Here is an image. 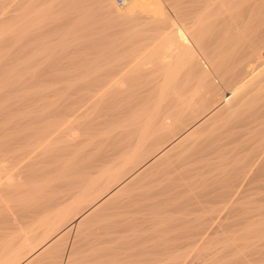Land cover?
Segmentation results:
<instances>
[{
  "label": "bare ground",
  "instance_id": "1",
  "mask_svg": "<svg viewBox=\"0 0 264 264\" xmlns=\"http://www.w3.org/2000/svg\"><path fill=\"white\" fill-rule=\"evenodd\" d=\"M88 1L90 0H57L55 5L57 4L58 7L63 9L61 15L59 13V16H60L59 18L62 17L63 19L67 20L68 23H70L71 25V26L69 25L67 26L69 27H72V25L74 26L75 25L74 23L77 22L78 18H80L79 13L77 14V12L78 11L80 12V10L82 9L81 10L82 13H80V15H84V13L86 12L83 11V9L86 8L85 5L86 3H88ZM92 1H94V3L97 4L95 9L96 10L98 9L102 13V16H103L102 18H104L106 22L107 21L109 23L112 22L113 23V24L111 23L112 28L114 27L113 25H115V31H118V29H116L118 28V26H120V29L122 28L123 30H126V31H123L127 33L125 37L128 36L130 38H124V39H127L129 41L131 40V38L134 37L135 39L139 38L140 40H144L145 43L142 44L137 49H133L127 53L124 52L125 53L124 55H122L121 52L123 50L121 49L125 48V47H122L125 44L122 46L120 45L122 47L120 49V54L122 56L117 55L116 58L115 56H113L114 59L113 57L110 58L111 56L110 57L108 56L109 57L108 59L109 60L111 59L112 61L111 60L109 61L108 59H107L108 61L106 60L107 56L103 52V49L102 51H100V53L102 52L101 54L98 53L99 50L97 51L98 54L96 55H94L93 53H90L93 55V58H92V55H91V58L90 56L87 57L89 58L90 62H88L87 59L83 57L85 59L83 63L87 61L88 64L94 63L93 61L95 59L94 58L95 56H97L96 58H98V55H101L102 57L101 56L99 57H101L102 59L99 58V63L97 59V62H95L97 64L95 63L93 65L90 64V66H92L91 68L86 63L85 69L86 70L89 69L88 70L89 73H87L88 71L87 72L84 71V73L87 75L83 77L84 80L83 78L81 79L82 82L78 80L80 82L79 83L77 82V80H75L77 84L79 83L77 87L79 86L78 90L80 91V93H81V89H83L86 92L81 93L83 94L81 96L79 95L80 94L79 91H78L79 94H77V92L75 91V93L81 97L78 98V100H75V102L73 103L74 104L73 107L71 106L72 108H70L69 104L66 103V105L69 106L68 108H70L68 110L65 107L66 105L64 104V107L66 108L67 113L66 111L60 112L66 115L65 116L63 114V116L65 117L62 116V118H66L68 117V115H70V116H73L71 120L72 119L74 120L75 117H77L78 115L80 116L81 114L86 112V110H89V108H90V112L94 111L93 109L95 107L93 106L94 107L93 108L91 107V105H93V103L95 104L96 102H98L99 106L101 103H103L102 105L104 106L103 107L104 109L99 110L100 107L98 109L95 108V111H96L95 117L94 118L91 117L92 119L85 121V122L84 121L79 122L81 124H79L75 120L76 123L74 122L75 124L74 123L73 124L77 126L76 124L78 123L79 127L77 126V128H79L80 132H82L81 135H83L84 133L86 135L90 134L89 137H85L86 135L84 134L83 138H79L80 136H79L78 131L77 133L71 132L72 130L74 131V129L70 131L71 132L69 133L70 135L67 133L68 136L66 140H69L70 144L68 143H67L68 145L64 144L65 146L61 148L64 149L65 147H68L66 149H69L70 152L72 153H70L68 150L67 152L69 154L68 156H66V158L67 157L68 158L64 161V163L62 164L60 163L59 165L60 168L59 167L55 168L57 170L56 172L57 174L55 173V176L53 175L54 177L51 176L52 178H50V176L48 177V179L46 178L47 181L42 185L40 184L41 186L35 192H33L32 198H29V199L26 198L24 200L25 202L22 205H20V207H18L20 210L18 208L15 209V210L17 209L19 210V211L17 210V212H19L18 221L20 223H22V221L23 222L27 221V223H30L29 225L30 231H28V233L29 232L33 233V235L39 233V235H37L38 237L36 238L37 240L35 239V241H38V238L39 237L40 238H39L38 243L36 244L34 240L29 241L31 240V237L30 239L26 238V234L24 236L22 235L23 237L20 235L22 238L19 239L17 243L13 244L14 245L13 247L15 250L13 249L14 250L12 251L13 253L10 250L8 255L6 254L7 256H9V258L8 259L6 258L7 260L4 259L5 260L4 263L10 264L11 262V264H15L18 261L19 257L24 258V256L23 255L21 256V254H22V251H25V250H26L25 257L28 258L27 256L31 254V251L34 249L35 244L36 246L42 242L44 246L55 244V241L56 239H58V237L55 236L56 239L54 237L49 238L51 236V233L53 234L54 232H56V230L58 231V229L62 228L63 224L66 223L67 217L69 219V216L73 215L72 214L73 210H75V213H74L75 215L73 216H76V218L78 217L77 222H78V226L80 227L82 226V224L84 225V222L86 221L88 222L87 219H89L93 214H94L93 216H96L95 214L98 212H100L99 215L102 213L104 215L106 214L108 219L107 217H102V215H100L102 218L107 219V221L104 224L102 223L103 225L98 223L97 220L93 221V222L96 221V223H98L97 225L98 229L101 228L98 233L99 236L97 235L98 229L95 228L97 230L95 231L94 229L93 230L90 229L92 227H90L88 230L95 231L92 233L90 232L93 235L89 234V232L86 233V231L84 233L88 234L89 236L91 235L90 237H87L88 239L89 238L94 239L95 238L94 235L98 236L96 237L98 239V240L96 239L97 242L103 241L104 238H105L104 241H107L106 238H108L109 236H107L106 234L112 235L111 237L114 236L112 238L114 240V238L117 237L116 236L117 234L119 236L121 235L120 237H122L123 234H120L121 232L126 233V231L128 232V230L132 232L131 229H133L134 227L133 225L136 222L141 223V221L142 222L146 221L147 225L150 223V219H152L154 222V219L158 217L160 218L161 215L166 213V210H168L166 207H168L171 210V206H175L179 200L178 198L179 197L181 198L182 195H183L182 197L183 200L182 199L180 200H182L183 202L184 201L186 202V199H185L186 196H184L185 195L184 193H186L187 190H189L190 188L196 185H197L196 187L198 188L194 187V190H191V189L189 190V193L191 191H195V189L196 191H198L195 193L193 192V195H191L193 199L191 200L189 196H187L188 198L187 197L186 198L189 199L190 202L194 200L193 201L194 204L200 198L199 201L200 202L202 201L201 203L197 202L195 205L193 204L195 207L199 203L200 207L196 208L197 207L196 206L194 208V207H191L193 205H190V207L187 209L183 208L184 212L182 213V215L178 217H175L176 215H173V214L172 215L170 214L171 216L168 215L170 216V218H168L170 221L172 219L175 220V226L168 225L169 226L168 227L166 223H165V226H167L168 228L165 227L164 229V226H163V229L165 231L167 229L172 231L171 229L172 227H174L173 229L177 230V232H175L176 230L174 232L180 236L179 237L177 236V234L173 233L177 237H175L174 235L170 236V238L173 236L175 237L171 239L172 241L170 240V238L169 239L167 238L168 240H170L168 241V242H171L170 244L169 243L167 245L164 244L165 242H167V239L165 240V242H163L164 247H167L169 245L168 247H170V249L168 250L171 251L172 250L171 247H173L174 248L173 252H175V254L172 252L174 254L173 256H169L168 254H167L168 257L162 256L164 252L160 254L161 250L159 249L158 251L160 252L158 251L157 252L162 257H167V258H161V256L160 257L158 255L155 256L154 254L150 256L148 251L147 252L145 251L146 252L145 254L144 252L145 249L143 248L144 253L142 252L141 256L144 258L142 260L141 259L139 260V258H137V255L138 256L140 255L139 253H137V255H134L133 253H132L133 255L131 254L132 256H135L137 258V261L139 260V263L137 264H184L185 259L183 258L185 257L182 255L183 252H181L180 250L179 251L180 253H179L177 250H179L183 245H187L188 247L191 245L192 246V247L190 246L191 248L195 247V249H198L199 247L198 244L200 243V242L198 243V238L200 236V240H201V235H203L202 233L199 235V231H200L199 228L201 227H204L208 232H212V233L227 232L229 235V232H230L232 233L230 234L231 237L232 235L234 236L236 234H238L239 236V233H240V236L248 237V234L250 235L252 232L254 233L258 231L261 225L260 226L258 225L259 227L254 225L256 226L254 228L253 224L252 225L249 224L250 222L249 221L248 222L249 227L252 226L253 228L250 229L252 230L251 233L248 232L249 227L247 225V221H248L249 216L247 212L249 208L245 205L247 202L243 200L245 202L244 206L243 205L240 206L238 205V203L243 202L242 199H244L245 197H248L246 194L247 193L246 191H249L248 189L250 187L264 185V145H261V147L258 148V145H259L258 144L256 146L257 148L255 151H253V147H252L253 145H252L251 146L252 148L250 147V149L248 148L246 150L247 153L242 151L243 149L245 151L246 145L244 147H242L243 145L241 146V141L243 139V136L244 134L246 135L245 133L246 131L244 130L242 132L241 129L243 130V128H245L244 127L245 125L246 127L248 126L246 123H249V122L252 123V121L256 122L257 119L259 120V118L264 115V96L263 97L260 96L262 97L260 98L261 100L260 103L256 102L258 101V96L257 97L255 96L257 98L255 102L253 101V99L255 98H253L254 96H252L254 95L252 94L254 92H256V95H257L258 91H259V94L261 95L262 93H260V91L264 90V0H130L122 9H120L115 4L114 0H92ZM1 12L4 13L3 11ZM42 12L43 10L41 11V13ZM93 13L94 11L92 10V12L90 13L91 15L89 14L88 16L92 17L94 15ZM42 14L45 15L47 13L44 12ZM57 18H58V15H57ZM29 19L28 20L31 21V18ZM98 20L97 22H99ZM55 23H58V22L56 21ZM80 23H82V21ZM141 23L142 24L146 23L147 26L140 30L138 29V31L136 32L135 29L138 28ZM64 24H67V23H64ZM82 24H85V23H82ZM92 24L94 23L92 22ZM55 25L56 24L52 26L54 28L60 27V25L59 26H55ZM69 27H66V28L68 29ZM75 28L77 29L78 27H75ZM90 28H87L89 29L88 31H91ZM50 29L52 30V28ZM83 29L85 28H82V31H84ZM87 29H85V31ZM82 31H79V32H82ZM34 33H36L37 35V32H34ZM123 35H122V38H123ZM212 36H213V41L211 40ZM21 37L24 38V35ZM34 37H37V36L34 35ZM66 37L67 36H65V39ZM85 37L83 38L85 39ZM90 37H91V34H90ZM103 37L104 36H102L101 38ZM112 37L113 39H115L114 36ZM78 38H76V40H78ZM30 39L32 40L33 38H30ZM86 39H89V37H87ZM139 39L135 41L136 42L138 41L139 43L140 42ZM85 41L86 40H84V42ZM114 41L116 40H113V42ZM135 41L133 40V42ZM23 42H24V39H23ZM136 42L134 44H136ZM141 42L143 43V41ZM120 43H123V42L121 41ZM62 44L63 46L65 45L64 43ZM126 44H127V41H126ZM117 45H119L118 42H117ZM18 47H19V43H18ZM62 48H65V47H62ZM62 48L60 49L63 50ZM105 48H104V51L107 50ZM21 49L22 48H20L19 50ZM22 50H25V49L23 48ZM43 50L45 49H42V51ZM111 50L114 53V49H111ZM47 51L49 50L47 49ZM76 51L78 52V49ZM95 51L93 50V52ZM24 52H27V51H24ZM52 52L54 53L53 49H52ZM84 54L86 53L84 52ZM84 56H87V55H84ZM45 58L46 57H44V59ZM68 59L70 58L68 57ZM67 60L66 62L70 63ZM72 60L73 59H71V61ZM75 60H77V58ZM253 66L255 68L258 67L257 69H259V70H255L252 72V73H255L257 71L255 74L251 75V77H249L247 81H244V83H241L238 86H236L235 84V88L230 87L231 89L230 88L229 90L227 89V91L223 95H220V92L222 90H220L219 92V89H221L222 87H220L221 85L219 86V84L229 83L228 85H232L230 84L232 83L230 81L233 78H236V76L241 74V72L246 71V69L248 68L251 70V67ZM74 69L75 68H73V70ZM154 70L159 71L160 72L159 75ZM153 71L155 74H157V75L154 74L155 77L156 76L158 77H157V81L154 80L155 84L154 82H152L154 85L151 86L150 85L151 77L149 76L148 80L146 78H148L149 74L153 75ZM69 73L71 72L69 71ZM134 73H135V76L137 75L136 77H138V79L140 78L139 79L140 82L137 83L139 84V87L140 88L145 87V88L142 91L139 90L138 89L139 87L136 86L137 84H134L135 83L134 82L132 83V85H135L138 91L135 92L136 89L135 90L131 89V91L133 90L135 92V93H131L129 89L130 93L128 92L125 94V91L128 88H130L129 83L132 82V81L130 82V80L133 79L132 76H134L133 75ZM42 75H45V74H41V76ZM77 75L78 74H76V77ZM130 75H132L131 76L132 78H129L130 80L128 83L127 78ZM241 77H238V78H241ZM151 79H153V77ZM69 80H68V83H69ZM238 80H240L241 82V79H238ZM133 81L135 80L133 79ZM127 83L129 85H127ZM75 85L76 84H74L73 87H75ZM132 88H134V86ZM69 94L71 93L69 92ZM72 96L74 98V94L73 95L71 94V98ZM241 105L243 107H245L244 105H246V107L242 108ZM247 106H248L247 112H243V110L246 109ZM238 107L242 109L241 111L242 113L236 112L238 111ZM64 110L65 109L62 108V111ZM60 113L59 114L57 113L56 115L61 116ZM260 120L262 119L260 118ZM64 121L66 122V120ZM71 123L72 121L70 122L69 120L68 124L71 125ZM256 124L254 125L255 129L257 128L256 126L261 124V122L258 123V125ZM74 125H71V126H74ZM215 125H217L218 127L219 126L222 127V125H224L225 127L221 129H219L220 128L219 127L218 129L215 130L214 129ZM262 125L264 124H261L260 126ZM247 128H251V127L248 126ZM262 129L264 130V127ZM51 132L49 133L51 134ZM247 132L251 133L248 130ZM49 133L47 132V134ZM54 134H52L53 139H56V141L59 140L57 137L59 136L57 132H55ZM60 134H62L60 136H63L62 132ZM46 137L48 136H44L43 139H45ZM244 137L246 140L249 138V137L246 138L247 136H244ZM51 142L53 144V141ZM262 143H264V140ZM71 145L74 147L73 151L72 149H70L72 147ZM3 146L4 145H2L1 148H3ZM50 147L52 146L46 147V149H49ZM5 148L8 149L7 147ZM5 148H4V151L6 150ZM58 148L59 146L54 147V149L52 148L51 150L49 149L50 151L49 156L55 157L57 155L56 150ZM249 150L251 152H249ZM241 151L242 153H245V154H239V152ZM0 152H1L0 153L1 155L4 153L3 151H0ZM37 154H39V151ZM144 155L145 156L147 155V157L149 156V158L146 161L144 159L145 162H143L142 161L143 159L141 158V157L144 158ZM2 157L0 159H2ZM35 157L38 158V156H35ZM49 159H53V158L49 157ZM4 161H6V159H4ZM30 161L31 163L33 162V160H30ZM13 163H15V158H14ZM26 164H29V163H26ZM13 165L15 166V164H12V166ZM39 165L40 164H38V166ZM3 168L1 170H3ZM17 168H20V167L18 166ZM15 170L17 171L18 169L15 168ZM27 171H29V169ZM8 173H9V169H8ZM18 174L16 173V175ZM10 176L12 175L10 174L9 177ZM140 180H141V184H139L140 182L138 183V181ZM3 181H6V180H3ZM44 181L45 180H43V182ZM3 183L2 185L3 186L5 185L6 187V183H8V181L5 184ZM136 183L140 185L138 188L141 187L140 189L141 191H139V189H136L138 191H135V192L129 191L128 194L123 195V192H126L125 190L129 189V187L131 186H134V184ZM142 184L143 186L146 185V188L147 187L148 188L145 190H142L143 188H145V187L142 188ZM149 184H150V187L147 186ZM198 185L199 186L202 185V188L200 189H203V190H200ZM10 186H11V183H10ZM18 187H19V183H18ZM1 188H3L2 186L0 187V190L4 189L6 191V188H3V189ZM257 188L260 189V187H257ZM4 190L0 192V198L2 199V197H4L3 200L0 199L1 202L4 201V199L6 200L5 198L6 192ZM10 190L8 191L10 192ZM19 190L21 189H18V191ZM196 193H199L197 195L199 198L196 195H194ZM18 194L14 193L13 195L15 196ZM10 195L11 193L8 196L10 197ZM253 195L254 194H252V196ZM196 197L198 198V200L196 199ZM256 198L258 197L256 196ZM254 200L256 201V199H253V202ZM181 202H179L178 204H180ZM81 203L85 204V205L83 204L84 206L82 208L79 207ZM168 204L169 206H167ZM235 204H237L239 207ZM256 206H258V204H256ZM181 207L183 206L181 205ZM254 209L255 208H253V210ZM261 209L263 210V208ZM76 210L78 211L83 210V212L82 213L80 212L81 214L77 212L78 214H80L78 215L76 213ZM13 211L14 210H12L11 214H14ZM171 211L173 213V210ZM13 216L14 218H17L15 215ZM8 217H6V220ZM252 217H253V214H252ZM259 218H260V215H259ZM260 219H262V217ZM9 220H10L9 223L14 222L12 219H9ZM2 221L1 223L4 224ZM15 223L17 222L15 221ZM92 223L90 224L92 225ZM143 223L145 224V222ZM99 224H100V227H99ZM151 224H153L152 221H151ZM19 225L20 224H18V226ZM25 225H23L22 227H25ZM140 225L136 223L135 227L138 228ZM142 226H140L141 230L146 227L144 226V228H142ZM246 226L248 228H246ZM27 227L28 225H26V228ZM148 227H146V229ZM70 228H71V225H68L66 226V228H64L65 231L64 230L63 231L67 232L70 230ZM158 228L160 229L161 227H158ZM245 228L247 232L242 233V231H246L244 230ZM80 229H79V233L77 234H79V236L82 237V235H85V234H82L83 233L81 232L82 229L81 230ZM22 230L23 229L21 230L19 229V231L21 232ZM85 230H87V228ZM206 230H204L203 233ZM63 231L61 230L60 232L64 233ZM83 231H84V228H83ZM178 231L180 232L178 233ZM134 232L135 231L133 230V233ZM8 233L6 235H8ZM80 233L82 235H80ZM129 233H127V235H129ZM100 234L101 236L104 235L103 236L104 238L100 239L101 238ZM183 238H186V239L188 238L189 240L186 241V240H183ZM224 238H227V237L225 236ZM16 239L14 240L16 241ZM52 239L53 241H51ZM62 239H64V237ZM88 239H85V240L89 242ZM11 240L12 239H10V242ZM77 240L78 238L73 240L72 246L70 245V248H68L69 251L65 253V258H64L65 263L63 264H72L73 261L75 263V259H72V263L70 261V258L73 256L72 251H74V249L76 248L75 245L80 244L81 241L83 244H85L83 239L79 240L80 241V242L78 241L79 243L77 242ZM220 240L226 241V239H220ZM220 240H219L220 245L221 244L223 245V243ZM227 240H228L227 243H224L225 246L226 244L232 242L233 239L232 240L227 239ZM65 241L66 240L61 241V242H65ZM117 241L121 242L118 239H116V242ZM142 241H145V240L141 239L140 241L141 244L143 245ZM31 242L32 244L33 242L35 243L34 247H31L32 246ZM76 242L77 244L74 245V243ZM88 242H86L87 245L85 244L83 246L82 244L83 248L86 247V249H88V246L91 245L90 243H93V244L96 243V241H94L95 243L93 241L90 243ZM125 242L123 244L125 246V249L129 248L130 244H128L127 242V244L125 245ZM56 243H59V241L58 242L56 241ZM219 243L216 245L220 246ZM10 244H12V242ZM16 244L17 246L21 245L20 247H17V248H21L19 249L21 252L16 249ZM133 244L134 243L132 242L131 246ZM201 244L203 245L202 242L200 243V245ZM142 245L141 247H143ZM202 245L201 247L203 246L205 247V245L203 246ZM222 245L220 246V249H222ZM22 246H25L26 249L24 250V247H23V250H22ZM108 246L109 244L107 245V247ZM10 247H7V248L9 249ZM94 247L97 248L95 245H93V247L91 245V247L87 250V252L89 251L90 253L91 252L93 253L92 251L93 249L91 250V248H94ZM100 247L103 248L102 250H104L105 248V246L104 247L100 246ZM137 247L139 248V250L140 249L142 250V248H140L139 246H136L134 248L137 249ZM144 247H146V245ZM155 247H156V244H155ZM72 248L73 250H71ZM57 250L58 249H56V251ZM99 250L100 249H98V252ZM127 250L131 251L132 249L129 248ZM215 250H218V249H215ZM152 251L153 250H151V253H155L154 251L153 252ZM162 251H164V249ZM18 252H20V254H18ZM58 252H61V250ZM94 252H97V250ZM157 252L155 254H157ZM210 252L211 250L207 254H209ZM81 253L82 252L78 254H81ZM123 253H124V256L127 255V254L125 255V252ZM37 254L39 253L37 252ZM62 254H64V251ZM191 254L193 255L192 252ZM18 255L19 257H17ZM196 255L201 256L200 253H197ZM81 256L84 258L82 254ZM104 256H107V255H102V257ZM33 257L32 258L30 257V258L33 259ZM48 257L50 258V256ZM82 257L77 258V260ZM15 258L17 259V261ZM190 258H191L190 260H192V256ZM40 259H38L37 262H39ZM131 261L132 263L129 262L127 264L135 263L133 260ZM4 263L2 262V264ZM190 263L192 262L190 261Z\"/></svg>",
  "mask_w": 264,
  "mask_h": 264
},
{
  "label": "rangeland",
  "instance_id": "2",
  "mask_svg": "<svg viewBox=\"0 0 264 264\" xmlns=\"http://www.w3.org/2000/svg\"><path fill=\"white\" fill-rule=\"evenodd\" d=\"M56 1L57 0H0V143H2V144H0L1 146L2 145H4L3 146V148H1V146H0V151H3L4 153L1 155L0 154V156L2 157V159H0V170L3 168V167H5V168H3V170L5 171L6 169V171L4 172L3 170H1L0 171V187L2 186L3 188H6V191L3 189V188H1V189H3L5 192V198H6V200L4 199V201H5V203H4V201H0V264H2V262L4 263V259H8L9 258V256H7L8 255V253H9V251L11 250V252L12 251H14L15 249H14V245L13 244H15V243H17L18 241H19V239H21L25 234H26V238H28V239H30V237H31V240H29V241H32V240H34V242L37 244L38 243V241H39V238H38V241H35V239L38 237L37 235H39V233L38 234H34L33 235V233H28V231H30V223H27V221L26 222H23L22 221V223H20L19 221H18V213L19 212H17V210L19 209L18 207H20V205H22L25 201V199L27 198V199H29V198H32V196H33V192H35L42 184H44L47 180H46V178L48 179V177L50 176V178H52V177H54L55 176V173L57 172V170L55 169V168H57V167H59L60 168V163L62 164V163H64V161L68 158H66V156H68V150L69 149H66V148H68V147H65L64 149H62L63 148V146H65L64 144H70V142H69V140H66V138H67V136H68V134L69 133H71V132H76L77 133V131L79 132V138H83L84 137V134L83 135H81L82 134V132H80V130H79V128H77V126H78V123L79 122H85V121H88V120H90V119H92V118H94L95 117V115H96V111H95V108L96 109H98L99 107L101 108H99V110H103L104 108V106L102 105L103 103H101L100 104V106H99V104H98V102H96L95 104L93 103V105H91V107H93L92 109L95 111H91L90 112V108H89V110H86V112H84L83 114H81L80 116L78 115H76L77 117H75V119L73 120H71V118H73V116H70V115H68V117H66V118H68V119H66V118H62V116H63V114L64 113H60V112H65L66 111V108H67V110L68 109H70V108H72L73 107V103L75 102V100H78V98H80L83 94H81V93H85L86 91H84L83 89H81V93H80V91L78 90L79 89V86L77 87V85H79V83L80 82H82V78L83 77H85L87 74H85L84 73V71L85 72H87L88 70H86L85 69V65H86V63H87V61L88 62H90L89 61V58H87L88 56H90V58H91V55L92 54H90V53H93L94 55H96V54H98V53H100V51H102V49H103V52L106 54V60L110 57V58H112L113 56H115V58H116V56L118 55V56H122V55H124L125 53H127V52H130L131 50H133V49H137L138 47H140L142 44H144L145 42H144V40H140L139 38H131V40H127V39H124V38H130V37H125L126 35H127V33L126 32H123V31H126V30H123L122 28L120 29V26H118V28H116V29H118V31H115V25H113L114 27L112 28V24L111 23H109L108 21L106 22L105 21V19L104 18H102L103 16H102V13L97 9H95L96 8V5L97 4H95L94 3V1H92V0H90V1H88V3H86V5H85V9H83V11H85L86 13H84V15H80V13H82L81 12V10H80V12L78 11L77 12V14L79 13V16H80V18H78L77 19V22L76 23H74L75 25H77V26H73L72 25V27H73V29H72V27H69V26H71L70 25V23H68V21L67 20H65V19H63L62 17L61 18H59L60 16H59V13H60V15H61V13H62V11H63V9L62 8H60V7H58L57 6V4L55 5V3H56ZM48 2V3H47ZM4 3V4H3ZM47 3V4H46ZM163 4V3H162ZM56 7V8H55ZM58 7V8H57ZM92 9H91V8ZM2 8V9H1ZM60 8V9H59ZM46 9V10H45ZM58 9V10H57ZM120 9H122V8H120ZM43 10V12L42 13H47V14H45V15H43L42 13H41V11ZM45 10V11H44ZM90 10V11H89ZM92 10L94 11V15L92 16V17H89L88 15L92 12ZM1 11H3L4 13H2ZM18 14H17V13ZM38 12V13H37ZM113 12V11H112ZM111 12V13H112ZM26 13V14H25ZM33 13H34V15H33ZM26 16H25V15ZM32 14V15H31ZM28 15V16H27ZM31 15V16H30ZM39 15V16H38ZM41 15V16H40ZM57 15H58V18H57ZM91 15V14H90ZM34 16V17H33ZM26 17V18H25ZM33 17V18H32ZM50 17V18H49ZM87 19H86V18ZM2 18V19H1ZM29 18H31V21H29L30 19ZM52 18V19H51ZM97 18V19H96ZM29 19V20H28ZM42 19H44V20H42ZM96 19V20H95ZM99 19V20H98ZM21 20V21H20ZM33 20V21H32ZM97 20L99 21V22H97ZM44 21H45V23H44ZM58 22V23H55V22ZM66 21V22H65ZM82 21V23H85V24H82V23H80ZM86 21H88V22H86ZM90 21V22H89ZM94 23V24H92V22ZM103 21H105V22H103ZM20 22V23H19ZM43 22V23H42ZM97 22V23H96ZM18 23V24H17ZM60 23V24H59ZM63 23V24H62ZM64 23H67V24H64ZM99 23V24H98ZM108 23V24H107ZM29 24V25H28ZM35 24V25H34ZM39 24V25H38ZM47 24V25H46ZM54 24H56L55 26H59L60 25V27H53L52 25H54ZM95 24H96V26H95ZM111 24V25H110ZM21 25H22V27H21ZM38 25V26H37ZM66 25V26H65ZM67 25H69V26H67ZM17 26V27H16ZM28 26H29V28H28ZM43 26V27H42ZM87 26V27H86ZM98 26V27H97ZM147 26V24L146 23H141L140 24V26L138 27V28H136L135 29V31L137 32L138 31V29L140 30V29H142V28H145ZM32 27V28H31ZM42 29H41V28ZM66 27H69L68 29L66 28ZM75 27H78L77 29L75 28ZM91 27V28H90ZM97 27V28H96ZM22 28V29H21ZM48 28H49V30H48ZM50 28H52V30L50 29ZM70 28H71V30H70ZM82 28H85V29H87V28H90V30L91 31H88L89 29H87L86 31H85V29H83L84 31H82ZM96 28V29H95ZM109 28H111V29H109ZM47 29V30H46ZM106 29V30H105ZM113 29V30H112ZM36 30V31H35ZM42 30V31H41ZM105 30V31H104ZM27 31V32H26ZM33 31V32H32ZM47 31H49V32H47ZM72 31V32H71ZM79 31H82V32H79ZM88 31V32H87ZM108 31V32H107ZM120 31H122V32H120ZM19 32V33H18ZM28 32H30V33H28ZM34 32H37V35H36V33H34ZM92 32V33H91ZM107 33V35H106V33ZM113 32V33H112ZM44 33V34H43ZM122 33V34H121ZM68 34V35H67ZM88 34V35H87ZM90 34H91V37H90ZM93 34V35H92ZM109 34V35H108ZM114 34V35H113ZM117 34V35H116ZM119 34V35H118ZM124 34V35H123ZM24 35V38L23 37H21V36H23ZM34 35L35 36H37V37H34ZM79 35V36H78ZM111 35V36H110ZM115 35H116V37H115ZM122 35H123V38H122ZM10 36H12V37H10ZM29 36V37H28ZM65 36H67L66 37V39H65ZM76 36V37H75ZM85 37V36H87V37H89V39H86L87 37H85V39L83 38V37ZM102 36H104L103 38H101ZM112 36H114V38L115 39H113V37ZM63 37V38H62ZM70 37H72V38H70ZM74 37V38H73ZM79 37V38H78ZM100 37V38H99ZM112 37V38H111ZM24 39V42H23V39ZM30 38H33L32 40L30 39ZM71 40H70V39ZM76 38H78V40H76ZM82 38H83V40H82ZM106 38V39H105ZM108 38V39H107ZM216 38V37H215ZM215 38H214V40H215ZM65 39V40H64ZM101 39V40H100ZM116 40V41H114L113 42V40ZM140 40V42L141 41H143V43L141 42H139L138 43V41L136 42L135 40ZM30 40V41H29ZM62 40V41H61ZM69 42H68V41ZM74 40V41H73ZM84 40H86L85 42H87V43H85L84 42ZM88 40V41H87ZM95 40V41H94ZM133 40L136 42V44H134L135 42H133ZM211 40L213 41V36L211 37ZM33 41V42H32ZM66 41V42H65ZM73 41V42H72ZM96 41H98V42H96ZM123 42V43H120V42ZM126 41H127V44H126ZM60 42H61V44L62 43H64L65 45L63 46V44H62V46H61V44H60ZM79 42V43H78ZM101 42H102V44H101ZM117 42L119 43V45H117ZM129 42V43H128ZM132 42V43H131ZM18 43H19V47L20 48H24L25 50H19L20 48L18 47ZM33 43V44H32ZM41 43H42V45L44 44V45H46V46H42L41 45ZM66 43H68V44H66ZM75 43H76V45H75ZM84 43V44H83ZM115 43V44H114ZM60 44V45H59ZM70 44H71V46H70ZM86 44H87V46H86ZM94 44V45H93ZM110 44V45H109ZM125 44V45H124ZM132 44V45H131ZM21 45V46H20ZM29 45H31L32 46V48H31V46H29ZM66 45H68V46H66ZM103 45H105V46H103ZM113 45V46H112ZM117 47H116V46ZM122 45H124V46H122V47H125V48H123V49H121L122 47L121 46ZM129 45V46H128ZM131 45V46H130ZM137 47H136V46ZM42 46V47H41ZM61 46V47H60ZM75 46H76V48L78 49V52L76 51L77 49L75 48ZM100 46V47H99ZM103 46V47H102ZM112 46V47H111ZM118 46H120V47H118ZM127 46V47H126ZM18 47V48H17ZM26 47H27V49H26ZM30 47V48H29ZM62 47H65V48H62ZM68 49H67V48ZM71 47V48H70ZM84 47V48H83ZM85 47H86V49H85ZM106 47V48H105ZM60 48H62L63 50H61ZM76 50H75V49ZM88 48V49H87ZM101 48V49H100ZM104 48L105 49H107V50H105L104 51ZM109 48V49H108ZM129 48V49H128ZM42 49H45V50H43L42 51ZM47 49L49 50V51H47ZM52 49L54 50V53L52 52ZM56 49V50H55ZM59 49V50H58ZM73 49V50H72ZM81 49V50H80ZM83 49V50H82ZM111 49H114V53L116 54H114L113 53V51L111 50ZM115 49H117V50H115ZM120 49L121 50H123L121 53H122V55L120 54ZM75 50V51H74ZM85 50V51H84ZM93 50L95 51V52H93ZM99 50V51H98ZM24 51H27V52H24ZM45 51V52H44ZM59 51V52H58ZM86 53V54H84V52ZM87 51V52H86ZM97 51H98V53H97ZM107 51V52H106ZM112 51V52H111ZM49 52H50V54H49ZM72 52V53H71ZM75 52V53H74ZM119 52V53H118ZM125 52V53H124ZM54 55H53V54ZM58 55H57V54ZM102 53V52H101ZM100 53V54H101ZM53 56H52V55ZM78 54V55H77ZM108 54V55H107ZM50 55V56H49ZM81 55H83V56H81ZM84 55H87V56H84ZM103 55V54H102ZM71 56H72V58H71ZM76 56V57H75ZM78 56H79V58H78ZM99 56H101V55H98V58H96L97 56H95L94 58V63L95 62H97V59H98V63H99V58L100 59H102L101 57H99ZM104 56V55H103ZM109 56V57H108ZM44 57H46L45 59H44ZM64 57V58H63ZM68 57L70 58V59H68ZM85 59H87V61H85L84 63H83V61L85 60ZM77 58V60H75ZM83 58V59H82ZM92 58H93V55H92ZM105 58V57H104ZM103 58V59H104ZM68 61V62H70V63H67L66 62V60ZM71 59H73L72 61H71ZM113 59H114V57H113ZM65 60V61H64ZM80 60V61H79ZM105 60V61H106ZM109 60V59H108ZM107 60V61H108ZM111 60V59H110ZM109 60V61H110ZM91 61H92V59H91ZM101 61V60H100ZM112 61V60H111ZM63 62V63H62ZM104 62V61H103ZM65 63H67V64H65ZM72 63H73V65H72ZM94 63H87V65L91 68L92 66H90V64H94ZM101 63V62H100ZM42 64H44V65H42ZM48 64H49V66H48ZM82 64V65H81ZM95 64H97V63H95ZM38 65V66H37ZM46 66H48V67H46ZM67 66V67H66ZM69 66V67H68ZM256 66V65H255ZM38 67H40V68H38ZM42 67H44V68H42ZM78 67V68H77ZM82 67H84V68H82ZM47 68V69H46ZM51 68V69H50ZM68 68V69H67ZM73 68H75L74 70H73ZM258 67H251V70L248 68V69H246V71H244V72H241V74H239L238 76H236V78H233L230 82H232V83H230V84H232V85H228L227 83H222V84H219V86L220 87H222L221 89H219V92H220V90H222L221 92H220V95H223L226 91H227V89L229 90V88L230 87H233V88H235V84H236V86H238V85H240L241 83H244V81H247L248 79H249V77H251V75H253V74H255V73H252L253 71H255V70H259V69H257ZM7 69H8V71H7ZM56 69V70H55ZM49 70H51V71H49ZM73 70V71H72ZM248 70H250V71H248ZM69 71L71 72V73H69ZM155 71V70H154ZM154 71H153V75L152 74H149L148 75V78H146L147 80L149 79V76L152 78L153 77V79H151L150 78V80H151V83L152 82H154V80L155 81H157V77L158 76H156L155 77V75H157V74H155L154 73ZM6 72H8V73H6ZM44 72V73H43ZM155 72H157L158 73V75H159V71H155ZM251 72V73H250ZM68 75H67V74ZM87 73H89V71L87 72ZM41 74H45V75H42L41 76ZM72 74V75H71ZM76 74H78L77 75V77H76ZM155 74V75H154ZM37 75V76H36ZM71 75V76H70ZM134 76H132V75H130L127 79H128V83H129V78H132L133 77V79L135 80V81H133V79L132 80H130V82L131 83H129L130 84V88H128L126 91H125V94L126 93H130V91H131V89H133V90H135L136 89V87H135V85H132V83H134V84H137V83H139L140 81H139V79H138V77H136L135 76V73L133 74ZM39 76V77H38ZM44 76V77H43ZM46 76V77H45ZM50 76V77H49ZM52 76V77H51ZM132 76V77H131ZM243 78H242V77ZM72 77H74V78H72ZM136 77V78H135ZM238 77H241V78H238ZM11 80H10V79ZM245 78V79H244ZM70 79V80H69ZM72 79V80H71ZM126 79V80H127ZM238 79H241V82H240V80H238ZM68 80H69V83H68ZM74 80V81H73ZM75 80H77V82H79L78 84H77V82L75 81ZM79 80V81H78ZM83 80H84V78H83ZM153 80V81H152ZM239 82H238V81ZM243 80V81H242ZM17 81H19V82H17ZM141 81H142V79H141ZM233 81H235V82H233ZM71 82H72V84H71ZM238 82V83H237ZM127 83V85H129ZM150 83V85L151 86H153L154 84H155V82H154V84L152 83L151 84ZM68 84H70V85H68ZM74 84H76L75 85V87H73L74 86ZM141 85V84H140ZM72 87V89H71V87ZM134 86V88H132ZM136 86H138L139 87V84H137ZM226 86V87H225ZM128 87V86H127ZM219 87V88H220ZM67 88H69V89H67ZM145 87H139L138 89L139 90H143ZM232 88V89H233ZM75 89V90H74ZM129 89H130V91H129ZM231 89V88H230ZM71 90H72V92H71ZM131 91V93H135L136 91H138L137 89L135 90V92L134 91ZM75 91L77 92V94H79V95H81V96H79V95H77L76 93H75ZM78 91H79V93H78ZM264 91V90H263ZM263 91H260V93H262L261 95L259 94V91H258V93H257V95H256V92H254V93H252V94H254V95H252V96H254L253 98H255V99H253V101L255 102V100H257V96H258V101H256L257 103H260L261 102V100H260V98H262L263 96H264V92ZM69 92L73 95L74 94V98H73V96H72V98H71V94H69ZM69 94V95H68ZM68 95V96H67ZM256 96V97H255ZM260 96H262V97H260ZM69 97V98H68ZM77 97V98H76ZM72 100H71V99ZM69 99V100H68ZM70 101V102H69ZM72 102V103H71ZM253 102V103H254ZM66 103H68L69 104V106H70V108H68L69 106L68 105H66ZM64 104L66 105L65 107H64ZM71 104V105H70ZM243 105V104H242ZM241 105V106H242ZM72 106V107H71ZM97 106V107H96ZM245 107H246V105H244ZM245 107H243L242 106V108H245ZM62 108L63 109H65L64 111H62ZM59 110V111H58ZM98 110V111H99ZM236 110V109H235ZM245 110V111H244ZM243 110V112H247V110H248V106H247V108L246 109H244ZM242 111V109L240 108V107H238V111H236V112H238V113H242L241 112ZM94 112V113H93ZM61 114V116L60 115H56V114ZM66 113H67V111H66ZM65 115V114H64ZM92 115V116H91ZM66 116V115H65ZM65 116H63V117H65ZM83 116V117H82ZM89 116H90V118H89ZM264 116V115H263ZM263 116L262 117H260L262 120H260V118H259V120L257 119L256 120V122H257V124H256V122L255 121H252V123H246L249 127H251V128H247L246 127V125L244 126L248 131H250L251 133H249V132H247V130L245 129V128H243V130L241 129V131L243 132L244 130L246 131L245 133H246V135L244 134V136H247L246 138H248L247 140L245 139V137L243 136V139H242V141H241V146L242 147H244L245 145V151H244V149L242 150L243 152H245V153H247L246 152V150L249 148L250 149V147L252 146L253 147V151H255L256 150V146L258 145V148L259 147H261V145H264V143H262L263 142V140H264V130L262 129L263 127H264V125H262V126H260L261 124H264V118H263ZM70 117V118H69ZM92 117V118H91ZM66 120V122L64 121V120ZM81 119H82V121H81ZM69 120H70V122L72 121V123H71V125H74L75 123H76V121L78 122L76 125L77 126H71V125H69L68 124V122H69ZM76 120V121H75ZM259 121V122H258ZM75 122V123H74ZM261 122V124L260 125H258V123H260ZM74 123V124H73ZM256 125H258V126H256L257 128L255 129V124ZM79 124H81V123H79ZM216 124H218V123H216ZM220 124V123H219ZM254 124V125H253ZM217 125H215V127H216ZM58 127V128H57ZM79 127V126H78ZM214 127V126H213ZM214 127V129L216 130V129H218L219 127L217 126L216 128ZM223 127H225L224 125H222V127H220L219 129H221V128H223ZM259 128H260V130H259ZM55 131H54V130ZM60 131H59V130ZM69 129V130H68ZM72 129H74V131L72 130ZM254 129V130H253ZM64 132H63V131ZM69 132H68V131ZM72 130V131H71ZM52 131V132H51ZM71 131V132H70ZM219 131V130H218ZM254 133H253V132ZM47 132L49 133V132H51V134H50V136H49V134H47ZM55 132H57V134L60 136V135H62V134H60L61 132L63 133V136H60V138H59V136H57L58 137V139L59 140H57L56 141V139H53V137H52V134H54ZM59 132V133H58ZM66 132V133H65ZM215 132V131H214ZM217 132V131H216ZM68 133V134H67ZM47 134V135H46ZM66 134V135H65ZM251 134V135H250ZM65 135V136H64ZM70 135V134H69ZM86 135V134H85ZM90 135V134H89ZM89 135L87 134L85 137H89ZM260 135V136H259ZM44 136H48V137H46L45 139H43L44 138ZM54 136H55V134H54ZM255 138H253V137ZM263 136V137H262ZM251 137H252V139H251ZM48 138H49V140H48ZM42 139V140H41ZM50 139H51V141H53V144H52V142L50 141ZM248 142V144H247V142ZM249 140V141H248ZM261 140H262V142H261ZM56 141V142H55ZM67 141V142H66ZM246 143H245V142ZM3 142H4V144H3ZM55 142V143H54ZM251 142V143H250ZM44 143H45V145H44ZM51 143V144H50ZM6 144V145H5ZM48 144V145H47ZM67 144V145H68ZM38 145V146H37ZM59 146V148L56 150V153H57V155L55 156V157H51V156H49V154H50V151H49V149L51 150L52 148L54 149V147H58ZM39 146H41V147H39ZM45 146V147H44ZM49 146H52V147H50L49 149H46V147H49ZM72 146V145H71ZM5 147H7L8 149H6ZM62 147V148H61ZM241 147V148H242ZM251 147V148H252ZM4 148L6 149L5 151H4ZM36 148H37V150H36ZM44 148V149H43ZM61 148V149H60ZM70 148V147H69ZM74 147L72 146L70 149H72V151L74 150L73 149ZM36 150V151H35ZM49 152H48V151ZM61 150H63V151H61ZM38 151H39V154H37L38 153ZM46 153H45V152ZM58 151V152H57ZM60 151V152H59ZM242 151L241 152H239V154H245V153H242ZM7 152V153H6ZM15 152V153H14ZM37 152V153H36ZM52 152V151H51ZM63 152V153H62ZM69 152H70V150H69ZM249 152H251L250 150H249ZM248 152V153H249ZM1 153V152H0ZM6 153V154H5ZM36 153V154H35ZM43 153H45V154H43ZM70 153H72V152H70ZM18 154V155H17ZM41 154H42V156H41ZM48 154V155H47ZM65 154V155H64ZM11 155V156H10ZM71 155V154H70ZM24 156V157H23ZM35 156H38V158L37 157H35ZM50 158H53V159H49V157ZM0 157V158H1ZM20 157H22V158H20ZM34 157V158H33ZM58 157H60V158H58ZM14 158H15V163H13L14 162ZM31 158V159H30ZM33 158V159H32ZM143 160V162H145L148 158H149V156L147 157V155L145 156L144 155V158L143 157H141ZM4 159H6V161H4ZM17 159H18V161H17ZM22 161H21V160ZM28 159H30V160H33V162L31 163V161L30 160H28ZM42 159V160H41ZM50 161H49V160ZM144 159H145V161H144ZM36 160V161H35ZM39 160V161H38ZM60 162H59V161ZM63 160V161H62ZM24 161V162H23ZM29 161V162H28ZM45 161V162H44ZM139 161V160H138ZM140 161H141V159H140ZM3 162H4V164H3ZM17 162V163H16ZM22 162V163H21ZM36 162V163H35ZM143 162H141V163H143ZM25 163V164H24ZM26 163H29V164H26ZM36 165H35V164ZM43 163V164H42ZM57 163H59V164H57ZM140 163V164H141ZM1 164H3V165H1ZM12 164H15V166L13 167L12 166ZM25 166H24V165ZM38 164H40L39 166H38ZM139 164V165H140ZM11 165V166H10ZM34 165V166H33ZM57 165V166H56ZM2 166V167H1ZM20 167V168H17V167ZM27 166V167H26ZM33 166V167H32ZM29 167H31V168H29ZM62 167V166H61ZM15 168L16 169H18L17 171L15 170ZM35 168V169H34ZM8 169H9V173H8ZM29 169V171H27ZM33 169V170H32ZM22 170H23V172H22ZM56 170V171H55ZM60 170V169H59ZM21 171V172H20ZM33 171V172H32ZM14 172V173H13ZM33 173V174H31V173ZM12 175V176H10V177H12V178H10L9 177V175ZM16 173L18 174V173H20V174H18V175H16ZM29 173V174H28ZM31 174V175H30ZM57 174V173H56ZM5 175V176H4ZM8 175V176H7ZM29 175V176H28ZM54 175V176H53ZM26 176V177H25ZM52 176V177H51ZM2 177V178H1ZM5 178V179H4ZM3 180H6V181H3ZM43 180H45L44 182H43ZM1 181H2V183L3 184H5L7 181H8V183H6V187H5V185L3 186L2 185V183H1ZM17 182V183H16ZM22 182V183H21ZM41 182H43V183H41ZM140 182V183H139ZM143 182V181H142ZM10 183H11V186H10ZM15 184V185H13V184ZM18 183H19V187H18ZM138 183L139 184H141V180L140 181H138ZM24 184V185H23ZM41 184V185H40ZM13 185V186H12ZM21 185H23V186H21ZM135 186V187H134ZM134 186H131V187H129V189H127V190H125L126 192H123V195L124 194H128L129 193V191L130 192H135V191H138V190H136V189H139V191H141L140 189H141V187L140 188H138L140 185H138L137 183L136 184H134ZM147 186H149L150 187V184L149 185H147ZM152 186V185H151ZM197 186V185H196ZM196 186H194L195 188H198V187H196ZM199 186V185H198ZM262 186H264V185H261V186H254V187H250L248 190L249 191H246L247 193V196L248 197H245L244 199H242V201L244 200V201H246L247 203L245 204V202L243 201V202H239L238 203V205H243L244 206V204L249 208L248 209V212H247V214H248V216H249V218H248V221H247V225H248V222H249V224L250 225H252L253 224V227L255 228L256 226L257 227H259L260 225H261V227H260V229L258 230V231H256V232H252V230H250L251 228H253L252 226H250L249 227V225H248V227H249V230H248V232L249 233H251L250 235L248 234V237H243V236H240V233H239V236H238V234H236V235H232V237L230 236V234H232V233H230L229 232V235H228V233L227 232H221V233H218V232H214V233H212V232H208L204 227H201V228H199L200 229V231H199V235L202 233L203 235H201V240H200V236H199V238H198V243L200 242H202L203 243V245H205V247L203 246V247H201V245H200V243L198 244V249H195V247H193V248H191L190 246L188 247L187 245H183L179 250H177L178 252L181 250V252H183V256L185 257V258H183V259H185V262H184V264H264V196H262V195H264V187H262ZM22 187V188H21ZM134 187V188H133ZM143 187H145V188H143ZM194 187H192V188H190L191 190H194ZM256 187V188H255ZM257 187H260V189L259 188H257ZM12 188V189H11ZM13 188H15V189H13ZM35 188V189H34ZM131 188V189H130ZM142 190H145V189H147L146 188V185H144L143 186V184H142ZM200 188H202V185H200L199 186V189ZM261 188H263V189H261ZM11 189V190H10ZM18 189H21V190H19L18 191ZM189 189V190H190ZM198 189V190H199ZM258 189V190H257ZM3 190H0V192L1 191H3ZM8 190H10V192L8 191ZM14 192H13V191ZM189 190H187L186 191V193H184L185 195L184 196H189V198L192 200L193 199V197L191 196V195H193V192L195 193V192H198V191H196V189H195V191H191L190 193H189ZM200 190H203V189H200ZM261 190H262V192H261ZM13 192V194L15 193H17L18 194V192H19V194L18 195H13L12 194V192ZM15 191H17V192H15ZM11 193V195H10V197L8 196L9 194ZM187 194H189V195H187ZM199 193H196V194H194V195H198ZM251 194V195H250ZM252 194H254L253 196H252ZM262 194V195H261ZM13 195V196H12ZM258 197V198H256V196ZM250 196V197H249ZM8 197V198H7ZM182 197H183V195L181 196V198L179 197L178 199V202L176 203V205L175 206H171V210H173V213H172V211L168 208V207H166L168 210H166V208H165V210H166V213H164L163 215H161L160 216V218L162 219V221H161V219L158 217V218H156V219H154V222H153V220L152 219H150V223L147 225L146 224V221H143V222H145V224L141 221V223L140 222H136L138 225H140V224H142V225H140V226H142V228H144V226H146V227H148L147 229H146V227L144 228V229H142L141 230V227L139 226H137L138 228H139V230H138V228H136L135 227V225H136V223H134V227H133V229H131L132 230V232L131 231H129L128 230V232L126 231V233L125 232H121L120 234H123V235H125V236H123L122 235V237H120L118 234L116 235L117 237L116 238H114V240L112 239L113 237H111L112 235H108V234H106L107 236H109L108 238H106L107 239V241H104L105 240V238L103 237V236H101V234H100V236H101V238L100 239H102V238H104V240L103 241H98L97 242V238L96 237H98L99 236V231H100V229H98V223H100V224H104L106 221H107V219H108V217H107V215L105 214H103L102 212V214H100V215H102V217H107V219H105V218H102L100 215H99V213L100 212H98V213H96L95 215L96 216H91L89 219H87L88 220V222L86 223V222H84V225L82 224V226L80 227V226H78V220H77V218H76V216H73V215H75L74 213H75V210H73L72 212V214L73 215H70L69 216V219H70V221H69V219H68V217H67V220H66V223H64L63 224V226H62V228H60L62 231L64 230V228H66V226H68V225H71V228H70V230L69 231H71V232H69V231H67V232H64V233H62V232H60L61 230L60 229H58V231L56 230V232H54L53 234L51 233V236L49 237V238H52V237H54L55 239H56V237H58V239H56V241L58 242L59 241V243H56V241H55V244H50V245H47V246H44L43 245V242L42 243H39L37 246H36V244L33 242V244H32V242H31V247H34V244H35V247H34V249L31 251V254L29 255V256H27L28 258H26L25 257V253H26V248H25V246H22V250H23V247H24V250L25 251H22V254H21V256L23 255L24 256V258L23 257H19V255L17 256V257H19V259H18V261H17V257L15 258L16 259V261L19 263V264H27L28 262V264H63V263H65V253L67 252V251H69L68 250V248H70V245L72 246V243H73V240H75V239H77L78 238V240H77V242L79 241V240H81V239H83L84 240V242H85V244H86V242H88L87 240H85V239H88L87 237H90L91 235H93V234H91L92 232H95V231H97L96 229H98V232H97V235L98 236H96V235H94V239H88L89 240V242L88 243H90V242H94V241H96V243L95 244H93V243H90L91 245H92V247H93V245H95L97 248H91V250L93 251V253L91 252H87V250L91 247V245L90 244H88V245H90V246H88V249H86V247H84L83 248V246L85 245V244H83L82 243V241L80 242V244H77V242L76 243H74V245L75 244H77V245H75V247H73V248H75L74 249V251H72L73 253H72V257L70 258V261H71V263H72V259H75V263H74V261H73V263L74 264H111V263H113V264H127V263H129V262H131L132 263V261L131 260H133L135 263L134 264H137V263H139V260L141 259H143L144 257H142L141 255V253L143 252V248L145 249L144 250V252L146 251H148V253L150 254V256L152 255V254H154L155 256H161L160 254H162L163 252V254H162V256H167L168 257V255L169 256H173L174 254H175V252H173L174 250V248L173 247H171L172 248V250L170 251V250H168V249H170V247H164V244H170L171 242H168V241H170L171 239H173V238H175V237H177V236H179L177 233H175V232H177V230L175 231L173 228L174 227H172V231H170L169 229H167L166 231L164 230L165 229V227H167L168 225H174L175 226V220L174 219H172L171 221L168 219V218H170V216L173 214V215H176L175 217H178V216H180V215H182V213L184 212V209L186 208H189L190 207V205H193L194 204V200L193 201H191L190 202V200L189 199H187L186 197H185V199H186V202L184 201H182L183 199H182ZM198 197V196H197ZM196 197V199L198 200V198ZM3 198L4 197H2V199L1 200H3ZM180 199H182V200H180ZM184 199V200H185ZM249 199H251V200H249ZM253 199H256V201L254 200V202H253ZM199 200H200V198H199ZM197 201V202H200V201ZM183 203H182V202ZM190 203H189V202ZM250 201V202H249ZM179 202H181L180 204H178ZM197 202H195V204L197 203ZM202 202V201H201ZM200 202V203H201ZM84 203H81L80 204V208H82L84 205H83ZM129 204H130V202H129ZM186 204V205H185ZM194 204V205H195ZM199 204V203H198ZM198 204L195 206L196 208H199L200 207V204H199V206H198ZM251 204V205H250ZM256 204H258V206H256ZM261 204V205H260ZM171 205V204H170ZM181 205L183 206V207H181ZM184 205H185V207H184ZM194 205L193 206H191V207H194ZM235 205H237V204H235ZM237 205V206H238ZM133 206V205H132ZM164 206V205H163ZM165 206H166V204H165ZM167 206H169V204L167 205ZM255 208V209H257V210H253V208ZM255 206V207H254ZM22 207V206H21ZM78 207V208H79ZM181 207V208H180ZM194 207V208H195ZM239 207V206H238ZM238 207H236V208H238ZM251 207V208H250ZM259 207V208H258ZM16 208H18L17 210H15ZM77 208V209H78ZM172 208H174V209H172ZM184 208V209H183ZM261 208H263V210L261 209ZM12 210H14L13 211V213L14 214H11L12 213ZM20 210V209H19ZM18 210V211H19ZM80 210V209H79ZM168 211V212H167ZM171 211V212H170ZM82 213L83 212V210H81V211H78V210H76V213ZM165 212V211H164ZM77 213V214H78ZM80 213V214H81ZM250 213H252L253 214V217H252V214H250ZM263 213V214H262ZM9 214H11V215H9ZM80 214H78V215H80ZM137 214H139V213H137ZM171 214V215H170ZM250 214V215H249ZM13 215H15L17 218H14V216ZM168 215H170V216H168ZM259 215H260V218L262 217V219H260L259 218ZM263 215V216H262ZM9 216V217H8ZM73 218H72V217ZM146 216V215H145ZM2 217V218H1ZM5 217V218H4ZM6 217H8L7 218V220H9V219H12L14 222L13 223H15V221L18 223V224H20L19 226H18V224L17 223H15V224H13V223H9L10 222V220L9 221H7L6 220ZM75 217V218H74ZM250 217H252V218H250ZM257 217V218H256ZM3 218H4V220H3ZM111 218V217H110ZM109 218V219H110ZM160 219V220H159ZM3 220V221H2ZM11 220V221H12ZM94 220H97V222L98 223H96V221L95 222H93ZM229 220H231V219H229ZM1 221L4 223V224H2L1 223ZM6 221V222H5ZM69 221V222H68ZM147 221H149V220H147ZM151 221H152V223L153 224H151ZM68 222V223H67ZM93 222V223H92ZM157 222V223H156ZM169 222V223H168ZM177 222V221H176ZM6 223V224H5ZM28 225V227L26 228V225ZM90 223H92V225L90 224ZM96 225H95V224ZM165 223H166V225L167 226H165ZM258 223V224H257ZM66 224V225H65ZM74 224V225H73ZM88 224V225H87ZM100 224H99V227H100ZM102 224V225H103ZM151 224V225H150ZM2 225V226H1ZM23 225H25V227H22ZM78 226V228H77V226ZM81 225V224H80ZM254 225H256V226H254ZM259 225V226H258ZM163 226H164V229H163ZM19 227V228H18ZM87 228V230H85L86 228ZM90 227H92V228H90ZM157 227V228H156ZM158 227H161L160 229L158 228ZM169 227V226H168ZM167 227V228H168ZM247 226H246V228H248ZM12 228V229H11ZM13 228H15V229H13ZM16 228H18V229H16ZM82 230H81V229ZM83 228H84V231H83ZM94 229L95 231H89L88 229ZM96 228V229H95ZM136 228V229H135ZM246 228L244 229V230H246ZM7 229V230H6ZM19 229L21 230V229H23L22 230V232L21 231H19ZM26 229H28V230H26ZM79 229L81 230V232H83L82 234H85V235H82L81 233H80V235H82V237L81 236H79V234H77V233H79ZM152 229H154V230H152ZM156 229H157V231H156ZM4 230H5V232H10V233H8V235H6L7 233H5L4 232ZM11 230H12V232H11ZM133 230L136 232H134L133 233ZM145 230V231H144ZM159 230V231H158ZM204 230H206L204 233H203V231ZM17 231V232H16ZM19 231V232H18ZM77 231V232H76ZM86 231V233H88L89 232V234H91L90 236L88 235V234H86V233H84ZM163 231V232H162ZM175 231V232H174ZM91 232V233H90ZM131 234H130V233ZM140 232H141V234H140ZM169 232V233H168ZM180 231H178V233H179ZM246 233L247 232V230L246 231H242V233ZM24 233V234H23ZM36 233V232H35ZM68 233V234H67ZM70 233V234H69ZM75 233V234H74ZM127 233H129V235L131 236H129V235H127ZM133 233V234H132ZM145 233V234H144ZM146 233H147V235H146ZM162 233H163V235H162ZM173 233H175V234H177V236H175V234H173ZM208 233V234H207ZM211 233V234H210ZM4 234H5V236H4ZM28 234V235H27ZM32 234V235H31ZM61 234H63V235H61ZM139 234V235H138ZM148 234H149V236H148ZM154 236H153V235ZM165 234V235H164ZM167 234V235H166ZM170 234V235H169ZM220 234V235H219ZM22 237H21V236ZM30 235V236H29ZM36 235V236H35ZM58 235H60V236H58ZM74 235H76V236H74ZM87 235V236H86ZM105 235V236H106ZM127 235V236H126ZM144 235V236H143ZM156 235V236H155ZM169 235V236H168ZM172 235H174L173 237H171L170 238V236H172ZM216 235V236H215ZM28 236V237H27ZM56 236V237H55ZM64 237V239H62L63 237ZM74 236V237H73ZM106 236V237H107ZM135 236V237H134ZM142 238H141V237ZM166 236V237H165ZM168 236V237H167ZM208 236V237H207ZM218 236V237H217ZM220 236H221V238H220ZM227 237V238H224V237ZM230 236V237H229ZM6 237V238H5ZM33 237V238H32ZM60 237H62V238H60ZM86 237V238H85ZM149 237H151V238H149ZM158 237H159V239H158ZM165 237V238H164ZM180 237V236H179ZM17 238V239H16ZM53 238V239H54ZM70 238V239H69ZM85 238V239H84ZM135 238V239H134ZM164 238V239H163ZM170 238V240H168V239ZM206 240H205V239ZM214 238H215V240H214ZM218 238V239H217ZM10 239H12L11 240V242H12V244H10L11 242H10ZM14 239H16V241L14 240ZM28 239H27V241H28ZM53 239L51 240V241H53ZM54 239V240H55ZM60 239V240H59ZM71 239H73V240H71ZM97 239V240H96ZM116 239H118L119 241H121V242H116ZM121 239V240H120ZM134 239V240H133ZM141 239H143V240H145V241H142L143 242V245L141 244ZM167 239V242H165V240ZM220 239H226V241H224V240H220ZM227 239H233L232 240V242H230V243H228V244H226V246H228V247H226L225 245H224V243H227ZM37 240V239H36ZM64 240H66L65 242H61V241H64ZM92 240V241H91ZM124 240V241H123ZM140 240V241H139ZM175 240V239H174ZM181 240H182V238H181ZM183 240H189L188 238L186 239V238H183ZM209 240V241H208ZM218 240V241H217ZM219 240L223 243V245H222V249H220V243H219ZM70 241V242H69ZM113 241H114V243H113ZM126 241V242H125ZM135 241H137V242H135ZM138 241H139V243H138ZM161 241H162V243H161ZM172 241V240H171ZM176 241H177V239H176ZM178 241H179V239H178ZM215 241H217V242H215ZM8 242V243H7ZM10 242V243H9ZM14 242V243H13ZM68 242H69V244H68ZM78 242V243H79ZM105 242H107V243H105ZM124 242H125V245L127 244V242H128V244H130L129 245V248H131L132 250L130 251H128L127 249H129V248H126L125 249V246L123 245L124 244ZM129 242H133L134 244V246L132 247L131 246V243H129ZM163 242H165L164 244H163ZM207 242V243H206ZM7 243V244H6ZM67 243V244H66ZM99 243V244H98ZM102 243V244H101ZM118 243H120V244H118ZM212 243V244H211ZM219 243V245L220 246H218V245H216V244H218ZM59 244H60V246H59ZM63 244V245H62ZM82 244H83V246H82ZM109 244V246L107 247V245ZM112 246H111V245ZM155 244H156V247H155ZM208 244V245H207ZM210 244V245H209ZM9 245V246H8ZM52 245V246H51ZM66 245V246H65ZM87 245V244H86ZM105 246V248H104V250H102L103 248H101L100 246H102V247H104ZM141 245L143 246V247H141ZM146 245V247H144ZM159 245V246H158ZM213 245V246H212ZM6 246V247H5ZM11 246V247H10ZM21 246V245H20ZM20 246H17V244H16V249L17 250H19V249H21V248H17V247H20ZM64 248H63V247ZM77 246H78V248H77ZM82 246V247H81ZM136 246H139L140 248H142V250L140 249L139 250V248L137 247V249L136 248H134V247H136ZM207 246V247H206ZM212 246V247H211ZM226 247V248H224V247ZM4 247V248H3ZM7 247H10L9 249L7 248ZM27 247V246H26ZM29 247V246H28ZM30 247V248H31ZM58 247V248H57ZM60 247H62V248H60ZM128 247V246H127ZM215 247H217V248H215ZM219 247V248H218ZM54 248H56V249H58L57 251H56V249H54ZM73 248L71 249V250H73ZM224 248V249H223ZM14 249V250H13ZM28 249V248H27ZM37 249V250H36ZM61 250V252H58V251H60ZM80 250V251H78V250ZM85 249V250H84ZM98 249H100L99 250V252H98ZM148 249V250H147ZM161 250V252L160 251H158V250ZM164 249V251H162ZM184 249H186V250H184ZM188 249V250H187ZM215 249H218V250H215ZM3 250V251H2ZM42 250V251H41ZM48 250V251H47ZM83 250V251H82ZM97 250V252L99 253H97V252H94V251H96ZM107 250V251H106ZM124 250V251H123ZM151 250H153L155 253L158 251V252H160V254L157 252V254H155V253H151ZM202 250V251H201ZM211 250V252L209 253V254H207L209 251ZM20 251V250H19ZM40 251V252H39ZM44 251H45V253H44ZM63 251H64V254H62L63 253ZM84 251H86V252H84ZM102 251V252H101ZM112 253H111V252ZM133 251V252H132ZM152 251V252H153ZM176 251V252H177ZM196 251V252H195ZM10 252V253H11ZM21 252V251H20ZM20 252H18V254H20ZM37 252L39 253V254H37ZM51 252V253H50ZM80 252H82L81 254L84 256V258L81 256V254H78V253H80ZM101 252V253H100ZM122 252V253H121ZM123 252H125V255L126 256H124V253ZM135 252V253H134ZM143 252V253H144ZM146 252H145V254H146ZM171 252V253H170ZM174 254H173V253ZM191 252L193 253V255L191 254ZM13 253V252H12ZM84 253V254H83ZM87 253H88V255H87ZM105 253V254H104ZM120 253V254H119ZM134 255H137V253H139L140 255L138 256L137 255V258H139V260L137 261V258L135 257V256H132L133 254ZM166 253V254H165ZM180 253V252H179ZM195 253V254H194ZM197 253H200V255L201 256H199V255H196ZM201 253H203V254H201ZM5 254V255H4ZM7 254V255H6ZM48 254V255H47ZM123 254V255H122ZM132 254V255H131ZM144 254V255H145ZM168 254V255H167ZM10 255V254H9ZM40 256L41 257V259H40V257H35V256ZM80 255V256H79ZM102 255H107V256H104V257H102ZM130 255H131V257H130ZM186 255V256H185ZM192 256V260H190L191 258V256ZM197 256V258H196V256ZM7 256V257H6ZM11 256V255H10ZM34 256V257H33ZM48 256H50V258L48 257ZM89 256V257H88ZM95 258H94V257ZM115 256V257H114ZM128 256V257H127ZM161 256V258H167V257H162ZM188 256H189V258H188ZM199 256V257H198ZM203 256V257H202ZM2 257H4V258H2ZM33 257V259H31V258ZM47 257V258H46ZM79 257H82V258H80V259H78L77 260V258H79ZM107 257V258H106ZM125 257H127V258H125ZM22 258V259H21ZM45 258V259H44ZM204 258V259H203ZM2 259V260H1ZM6 259V260H7ZM24 259H26V260H24ZM31 259V260H30ZM36 259V260H35ZM38 259H40L39 260V262H37L38 261ZM82 259V260H81ZM85 259V260H84ZM188 259V260H187ZM194 259V260H193ZM201 259V260H200ZM22 260H24V261H22ZM33 260V261H32ZM81 260V261H80ZM106 260V261H105ZM129 260V261H128ZM36 261V262H35ZM78 261V262H77ZM184 261V260H183ZM186 261H188V262H186ZM190 261L192 262V263H190ZM198 261H199V263H198ZM13 262V261H12ZM15 263V261H14V263L15 264H18V263ZM33 262V263H32ZM106 262V263H105ZM163 262V261H162ZM72 263V264H73ZM145 263V262H144ZM5 264V263H4ZM9 264V263H8ZM10 264H11V262H10Z\"/></svg>",
  "mask_w": 264,
  "mask_h": 264
},
{
  "label": "built area",
  "instance_id": "3",
  "mask_svg": "<svg viewBox=\"0 0 264 264\" xmlns=\"http://www.w3.org/2000/svg\"><path fill=\"white\" fill-rule=\"evenodd\" d=\"M130 0H114L119 8H123Z\"/></svg>",
  "mask_w": 264,
  "mask_h": 264
}]
</instances>
